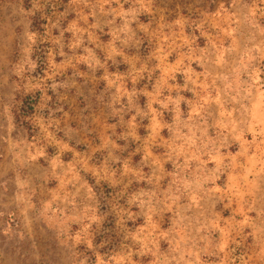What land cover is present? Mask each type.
Here are the masks:
<instances>
[{"label": "rangeland", "instance_id": "1", "mask_svg": "<svg viewBox=\"0 0 264 264\" xmlns=\"http://www.w3.org/2000/svg\"><path fill=\"white\" fill-rule=\"evenodd\" d=\"M0 264H264V0H0Z\"/></svg>", "mask_w": 264, "mask_h": 264}, {"label": "trees", "instance_id": "2", "mask_svg": "<svg viewBox=\"0 0 264 264\" xmlns=\"http://www.w3.org/2000/svg\"><path fill=\"white\" fill-rule=\"evenodd\" d=\"M15 114H17V115H16L17 121H19V122H20V119H19L20 115H18V113H17V112H16ZM23 124H24V122H23ZM30 135L32 136V134H30Z\"/></svg>", "mask_w": 264, "mask_h": 264}]
</instances>
